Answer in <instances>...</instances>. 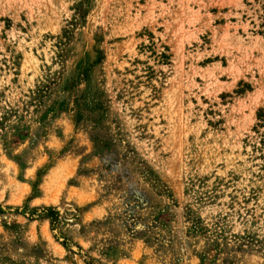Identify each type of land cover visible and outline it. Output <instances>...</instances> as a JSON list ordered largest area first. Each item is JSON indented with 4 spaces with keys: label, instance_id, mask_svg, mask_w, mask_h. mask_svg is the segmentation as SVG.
<instances>
[{
    "label": "rangeland",
    "instance_id": "374dc122",
    "mask_svg": "<svg viewBox=\"0 0 264 264\" xmlns=\"http://www.w3.org/2000/svg\"><path fill=\"white\" fill-rule=\"evenodd\" d=\"M260 109L264 0H0V264H264Z\"/></svg>",
    "mask_w": 264,
    "mask_h": 264
},
{
    "label": "trees",
    "instance_id": "16d2710c",
    "mask_svg": "<svg viewBox=\"0 0 264 264\" xmlns=\"http://www.w3.org/2000/svg\"><path fill=\"white\" fill-rule=\"evenodd\" d=\"M65 39H68L66 36ZM101 60H98L99 63ZM260 118H263L264 121V109H260L258 113ZM8 210H11V208L8 207ZM16 214H21L25 217H27L29 220H44L47 219L51 223V228L53 231H57L60 226V212L58 209L53 207H44V208H35L33 210H29V208L26 206L25 209L20 210L19 208H16L14 210ZM6 213V210L0 206V215H3ZM58 240H62L61 244L67 249L71 250L72 244L69 240V238L63 236L62 234L57 236Z\"/></svg>",
    "mask_w": 264,
    "mask_h": 264
}]
</instances>
